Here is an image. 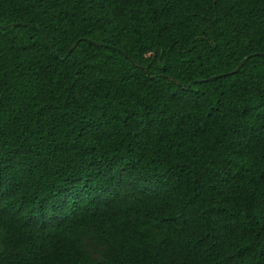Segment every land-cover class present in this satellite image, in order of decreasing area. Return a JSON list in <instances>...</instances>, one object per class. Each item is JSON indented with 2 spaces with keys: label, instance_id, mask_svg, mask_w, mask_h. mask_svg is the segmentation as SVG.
<instances>
[{
  "label": "trees",
  "instance_id": "trees-1",
  "mask_svg": "<svg viewBox=\"0 0 264 264\" xmlns=\"http://www.w3.org/2000/svg\"><path fill=\"white\" fill-rule=\"evenodd\" d=\"M0 26V264H264V0H0Z\"/></svg>",
  "mask_w": 264,
  "mask_h": 264
},
{
  "label": "water",
  "instance_id": "water-1",
  "mask_svg": "<svg viewBox=\"0 0 264 264\" xmlns=\"http://www.w3.org/2000/svg\"><path fill=\"white\" fill-rule=\"evenodd\" d=\"M17 24H10V25H7V26H4V27H2V29H4V30H6V29H9L10 27H13V26H16ZM1 27V26H0ZM44 37H45V39L50 43V41H49V39L47 38V36H45L44 35ZM90 41V40H89ZM90 42H92L93 44H97V45H100V46H103V44H100V43H95V42H93V41H90ZM76 47V44L72 47V49L69 51V53L62 59V61H64V60H66L67 59V57L69 56V54L73 51V49ZM51 49H52V51L55 53V47L51 44ZM129 59H130V57H128ZM246 60H248V58H246L243 62H242V64L238 67V69L246 62ZM132 62H134V63H136L138 66H140V67H142V68H144L141 64H139V63H137V62H135L134 60H132ZM145 70H147L146 68H144ZM238 69L236 70V71H238ZM213 78H215V77H213ZM173 79V78H172ZM178 83H180L179 81H178Z\"/></svg>",
  "mask_w": 264,
  "mask_h": 264
}]
</instances>
